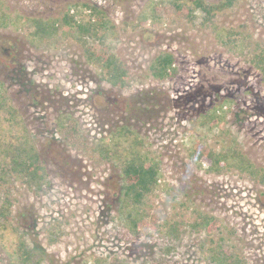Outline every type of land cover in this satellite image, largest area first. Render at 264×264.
<instances>
[{"label": "rangeland", "instance_id": "obj_1", "mask_svg": "<svg viewBox=\"0 0 264 264\" xmlns=\"http://www.w3.org/2000/svg\"><path fill=\"white\" fill-rule=\"evenodd\" d=\"M173 1L0 0V83L10 99L0 111V210L10 215H0V264H21L19 236L39 264H218L219 244L243 264H264V0H232L206 22L201 9L192 20L163 13ZM65 12L77 22L101 17L85 46L60 24L40 37L38 20ZM87 45L121 60L124 89L87 61ZM161 52L175 57L171 77L151 75ZM65 117L79 126L80 147L62 138ZM25 140L43 160L41 180L12 168ZM196 141L238 150L257 179L207 171L189 155ZM128 143L159 166L158 185L137 208L122 187ZM128 212L150 225L131 229ZM204 215L218 226H201Z\"/></svg>", "mask_w": 264, "mask_h": 264}, {"label": "trees", "instance_id": "obj_2", "mask_svg": "<svg viewBox=\"0 0 264 264\" xmlns=\"http://www.w3.org/2000/svg\"><path fill=\"white\" fill-rule=\"evenodd\" d=\"M232 0H222L220 2H206L204 0H182L173 1L168 6H163V13L172 16L177 15L184 17L188 20L193 19V13L195 9H201L205 13L204 21H210L217 10H221L224 7L231 6ZM91 9L92 15L101 14V11L94 5L84 4ZM90 17V16H89ZM36 21V20H35ZM43 21V20H42ZM38 20L37 30L40 37L49 35L58 31L59 24L72 27L77 32L78 38L83 41V45L86 43V36L96 35L98 23L93 22L91 17L87 20H81L77 22L73 15L65 12L60 18L54 19L51 23H42ZM41 23V24H40ZM86 59L92 64H96L100 69L102 78L105 79L112 86L119 89H124L127 85V72L124 69L121 60L112 52H110L105 46L100 45H87L85 47ZM258 63H262V58L257 59ZM175 57L171 52H161L153 60L150 66L151 75L155 78L171 77L175 74L176 69L173 64ZM9 110L10 99L6 95L5 89L0 83V111L2 109ZM10 112V111H9ZM12 113V117H13ZM59 132L65 143L74 147H80L83 140V136L80 134V128L76 120L65 117L58 123ZM132 131L126 127H122L118 133L119 138L128 140L129 133ZM22 144V143H21ZM12 150L14 153L12 156V168L14 171L20 170L28 177V181L41 180L44 177L45 166L43 160L40 158L39 153L34 148L33 144L28 140L21 146H14ZM132 143H128L127 146H122V177H123V191L124 201L132 208H137L139 204H142L147 195L151 193L158 185L159 180V166L154 160L148 159V157L136 148H133ZM103 151V149H102ZM190 157L201 165L203 161L208 163L207 171L220 172L222 169L238 168L242 171L250 173L251 176H255L257 179V168L238 150L227 149L225 151H215L211 146L204 144L201 141H196L194 146L189 152ZM264 180V175H262ZM7 211V210H6ZM4 210H0V215L3 214L7 219H10V215ZM140 213V212H139ZM142 214L136 213L134 216L130 212L127 214L126 220L129 226L133 230L145 229L150 225L144 218H141ZM205 217V215H204ZM203 221L200 220L201 226H218L216 220L213 218L206 223V217ZM197 224V223H194ZM213 224V225H212ZM5 224L0 223V228ZM198 225V224H197ZM17 252L21 259V264H39L42 255L29 248L26 241L22 236H19V240L16 243ZM222 245H217L216 251L213 253V259L217 260L218 264H243L240 258L235 254L228 253L223 250Z\"/></svg>", "mask_w": 264, "mask_h": 264}, {"label": "built area", "instance_id": "obj_3", "mask_svg": "<svg viewBox=\"0 0 264 264\" xmlns=\"http://www.w3.org/2000/svg\"><path fill=\"white\" fill-rule=\"evenodd\" d=\"M84 11H85L86 13H90V10H89V9L84 10ZM70 13H71V14H74V16L77 17V15H76V10H75L74 8H71V9H70Z\"/></svg>", "mask_w": 264, "mask_h": 264}]
</instances>
